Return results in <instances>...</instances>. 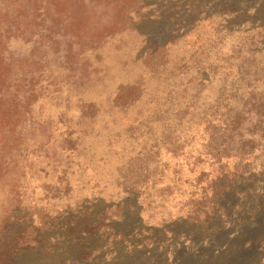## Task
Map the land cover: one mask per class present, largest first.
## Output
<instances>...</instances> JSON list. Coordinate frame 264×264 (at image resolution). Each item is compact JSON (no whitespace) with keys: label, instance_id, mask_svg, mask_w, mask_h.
<instances>
[{"label":"rangeland","instance_id":"374dc122","mask_svg":"<svg viewBox=\"0 0 264 264\" xmlns=\"http://www.w3.org/2000/svg\"><path fill=\"white\" fill-rule=\"evenodd\" d=\"M252 98L264 0H0V264H264Z\"/></svg>","mask_w":264,"mask_h":264},{"label":"trees","instance_id":"16d2710c","mask_svg":"<svg viewBox=\"0 0 264 264\" xmlns=\"http://www.w3.org/2000/svg\"><path fill=\"white\" fill-rule=\"evenodd\" d=\"M227 114L228 116L225 115L226 117L223 120H218V122L221 121V124L219 125L221 126V130L225 133L229 132V134L228 137L225 135V138H222L221 141L216 144L215 149L218 150L222 148L224 151L223 153H225V156L217 153V160H221L222 157H225V159L228 160L232 156L229 149L231 150L232 147H234L233 141L235 140V137L240 144L238 149V151L240 150V158L248 160V157L252 156L255 149L252 143L250 145V142L253 141L257 135L264 137V101L252 98L248 107H245V111L243 110L242 112L240 111L239 113L232 115L227 111ZM247 121H249L251 129H243L247 124ZM257 127H260V130H257ZM35 243L37 244V242ZM6 251L7 250H2L1 253H4V257L9 261L12 259L15 252L14 250Z\"/></svg>","mask_w":264,"mask_h":264}]
</instances>
